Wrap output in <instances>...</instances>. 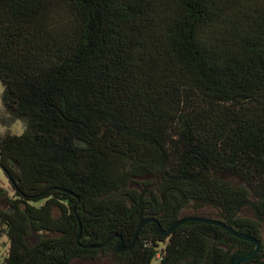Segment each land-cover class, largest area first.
I'll return each instance as SVG.
<instances>
[{
  "label": "trees",
  "instance_id": "16d2710c",
  "mask_svg": "<svg viewBox=\"0 0 264 264\" xmlns=\"http://www.w3.org/2000/svg\"><path fill=\"white\" fill-rule=\"evenodd\" d=\"M0 82L1 125L24 124L0 136L5 264L113 255L141 217L168 229L190 202L258 240L263 262L264 0H0ZM155 227L116 261L230 264L255 249L217 226Z\"/></svg>",
  "mask_w": 264,
  "mask_h": 264
},
{
  "label": "rangeland",
  "instance_id": "374dc122",
  "mask_svg": "<svg viewBox=\"0 0 264 264\" xmlns=\"http://www.w3.org/2000/svg\"><path fill=\"white\" fill-rule=\"evenodd\" d=\"M4 91V87L0 82V119L4 118L7 116L6 110L4 108V105L2 103V94ZM24 131V124L21 121H16L13 123L10 127H3L0 123V136L4 135L6 132H10L12 134L20 135ZM0 189L3 190V192L6 193L7 198H13V192L12 189L10 188L9 181L0 167ZM36 206H39L40 203H36ZM187 207V208H186ZM186 207H184V211L180 214V216H185L189 215L186 212L194 211L199 212L205 215H213V216H218V211L208 205H202L200 207H197V205L194 204V202H190ZM0 210L2 211H8L9 208L7 204L5 203V200L3 198L0 199ZM237 214L242 217V218H247V219H252V220H257L253 213V208L251 205H245L243 206ZM261 234H262V240L264 242V224L261 223ZM235 251L230 252V256L234 255ZM70 264H122L121 262L116 261L115 255L113 254H108V255H100L94 260H79L75 259L73 260Z\"/></svg>",
  "mask_w": 264,
  "mask_h": 264
},
{
  "label": "water",
  "instance_id": "95a60500",
  "mask_svg": "<svg viewBox=\"0 0 264 264\" xmlns=\"http://www.w3.org/2000/svg\"><path fill=\"white\" fill-rule=\"evenodd\" d=\"M0 192H3L2 189H0ZM188 222H196V223H202V224H207V225H212V226H217L220 227L226 231H228L229 233H231L235 238L243 240V241H248L250 243H252L255 247V249L247 256H239L238 253H235L234 255L231 256L230 259V264H241L243 262L249 261L251 260L260 250L261 247V243L250 237L247 236L245 234H243L241 231L236 230L235 228L227 225L225 222L218 220V219H214V218H209V217H205V216H199V215H189V216H184L179 218L170 228L168 229H164L160 226V224L157 222V220L150 218V219H143L142 217L140 218V223L137 227V230L134 234L133 240L131 242L130 245L126 246L124 244V242L120 239V241L117 243V245L114 247L113 249V254L114 255H119L125 252H129L132 250V248L134 247L136 240L139 236V233L141 231V229L149 224V223H154L156 225L155 229H154V233L156 236L159 237H167L169 236L172 231L174 229H176L177 227L181 226L182 224L188 223ZM80 236H81V228H80V233L78 234V236L76 237V241L79 242L80 240ZM111 238H109L108 241H110ZM103 245H98V246H92L91 248H100ZM260 264H264V260L262 263Z\"/></svg>",
  "mask_w": 264,
  "mask_h": 264
},
{
  "label": "flooded vegetation",
  "instance_id": "af4514ba",
  "mask_svg": "<svg viewBox=\"0 0 264 264\" xmlns=\"http://www.w3.org/2000/svg\"><path fill=\"white\" fill-rule=\"evenodd\" d=\"M0 193H2V192H0ZM194 204L195 205H197V207H200V206H202V205H199V204H197V203H195L194 202ZM188 205V204H187ZM186 205V206H187ZM185 206V207H186ZM187 208V207H186ZM184 209V208H183ZM185 210V209H184ZM184 210H182L181 211V213L184 211ZM218 211V210H217ZM186 213H188L189 215H199L200 216V214H202V213H199V212H195V210L194 211H190V212H186ZM219 213V212H218ZM253 213H254V215H255V217L257 218V215H256V213L254 212V210H253ZM189 215H185V216H189ZM203 215H205V214H203ZM212 218H214V219H218V220H221V221H223V222H225L227 219L226 218H224V217H221L220 216V213L218 214V216H213V215H210ZM181 217H184V216H181ZM180 217V218H181ZM260 219V218H259ZM189 223V222H188ZM226 223V222H225ZM261 223H263L264 224V219H262L261 218V220H260V226H262L261 225ZM30 241L34 244L35 242H36V237H33V238H31L30 239ZM261 251V247H260V250H259V252ZM258 252V253H259ZM128 252H125V254H127ZM235 253H238V255H239V251H236ZM234 253V254H235ZM257 253V254H258ZM241 264H256V262H255V260L252 258L251 260H249V261H246V262H243V263H241Z\"/></svg>",
  "mask_w": 264,
  "mask_h": 264
},
{
  "label": "built area",
  "instance_id": "2783aa9c",
  "mask_svg": "<svg viewBox=\"0 0 264 264\" xmlns=\"http://www.w3.org/2000/svg\"><path fill=\"white\" fill-rule=\"evenodd\" d=\"M9 242L5 235H0V264H5V259L8 257Z\"/></svg>",
  "mask_w": 264,
  "mask_h": 264
}]
</instances>
